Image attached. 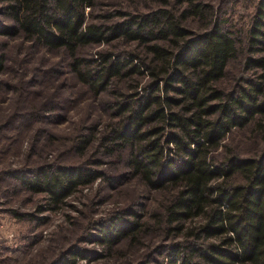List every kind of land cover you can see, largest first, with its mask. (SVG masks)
<instances>
[{
  "label": "trees",
  "instance_id": "16d2710c",
  "mask_svg": "<svg viewBox=\"0 0 264 264\" xmlns=\"http://www.w3.org/2000/svg\"><path fill=\"white\" fill-rule=\"evenodd\" d=\"M0 1L11 22H0L1 35L63 51L78 80L97 96L113 87L107 102L112 115L97 145L110 155L129 147L131 172L150 191H165L150 222L136 211L121 210L99 223L103 246L135 243L159 230L167 240L178 236L157 248L165 264H264V0L244 61L247 71L257 70L230 90L221 82L238 56L239 39L209 5L179 0L187 4L177 15L175 6L103 14L96 0ZM190 17L211 19V24L196 32L183 24ZM119 40L135 44L138 51L119 49L113 44ZM101 45L108 48L85 54ZM7 61L0 53V89ZM53 106L10 112L0 131L30 117L41 121ZM99 123L79 125L72 138L78 153L92 147ZM249 127L261 144L245 156L228 141ZM9 173L28 191L43 194L40 213L61 209L79 188L98 178L117 180L83 163L45 158ZM80 258L91 259V251L64 252L55 264H76Z\"/></svg>",
  "mask_w": 264,
  "mask_h": 264
},
{
  "label": "rangeland",
  "instance_id": "374dc122",
  "mask_svg": "<svg viewBox=\"0 0 264 264\" xmlns=\"http://www.w3.org/2000/svg\"><path fill=\"white\" fill-rule=\"evenodd\" d=\"M96 2L97 12L102 11L103 14L116 11L148 13L158 7L175 6L176 9H172L177 15L187 4L179 0ZM259 2L193 1L211 6L218 20L238 36V56L230 61L227 75L221 82L227 90L233 88L239 79L257 70L247 71L244 61L251 53L250 30ZM4 10L0 1V22L11 23ZM210 20L190 17L183 24L200 32L207 27V23L211 24ZM21 38L0 34V53H5L8 58L6 70L1 74L0 128L10 112L18 110L27 113L32 109L41 110L43 106H54L50 112H45L47 114L41 117V121L30 117L17 127L0 131V264H55L64 252L76 248L91 251L92 256L91 259H77L76 264H165L166 256L160 254L163 250L157 252V248L177 241V235L167 240L165 232H146L135 243L126 241L111 249L103 246L98 239L101 235L99 223L108 221L117 211H136L143 221L150 222L151 214L159 211L165 201V191H150L143 180L127 167L129 147L121 154L115 152L110 155L97 145L105 122L112 115L107 102L113 98V87L97 96L72 72L66 53L47 50ZM113 44L122 50L138 51L135 44L122 40ZM107 48L101 45L87 49L85 54L92 56ZM96 121L102 123L95 131V142L82 155L75 150L72 138L77 134L79 125L88 126ZM251 130L252 127L237 131L228 141L239 147L241 155L251 156L260 147L258 136ZM54 134L56 138L51 136ZM42 151L46 153L44 157L41 156ZM41 158L48 161L56 159L67 165L83 163L117 180L111 182L108 176L98 178L91 185L79 188L61 209H46L40 213V206L46 203L43 194L28 191L10 178L9 172L36 163Z\"/></svg>",
  "mask_w": 264,
  "mask_h": 264
}]
</instances>
